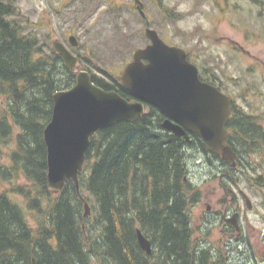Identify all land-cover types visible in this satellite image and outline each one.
Returning a JSON list of instances; mask_svg holds the SVG:
<instances>
[{"label": "trees", "instance_id": "16d2710c", "mask_svg": "<svg viewBox=\"0 0 264 264\" xmlns=\"http://www.w3.org/2000/svg\"><path fill=\"white\" fill-rule=\"evenodd\" d=\"M14 15V5L0 0V145L13 137L15 144L9 165H0V181L8 184L0 190V264H31L32 259L35 264H217L192 239L188 206L198 196L186 178L187 143L161 128L164 117L154 107L91 139L79 177L92 205L91 219L84 216L72 183L56 194L47 188L43 130L52 96L71 88L76 76ZM111 78L113 88L91 75L98 87L131 98L118 78ZM200 78L219 87L213 78ZM226 127L235 168L207 152L199 139L192 141L220 162L221 180L226 176L232 182L242 173L240 158L264 157V129L233 102ZM257 178L253 184L264 187V177ZM10 194L21 197L25 209ZM137 230L149 240L150 255L140 249Z\"/></svg>", "mask_w": 264, "mask_h": 264}, {"label": "rangeland", "instance_id": "374dc122", "mask_svg": "<svg viewBox=\"0 0 264 264\" xmlns=\"http://www.w3.org/2000/svg\"><path fill=\"white\" fill-rule=\"evenodd\" d=\"M3 1L14 5L17 13L14 19L36 34L41 47L46 49L51 40L62 41L76 34L85 49H99L104 57L110 58L80 61L75 74L86 71L106 81L111 77L119 80L134 49L147 43L144 21L127 0H105V7L96 13L88 12L76 0ZM141 2L148 26L165 43L181 47L203 78H213L232 102L255 116L264 129V70L258 62L259 58L264 62V0ZM3 103L0 98V105ZM14 147V137L6 145H0L1 167L9 165V154ZM186 149V178L198 196L188 206L194 243L208 249L217 264H264V187L253 184L258 176L264 177V157L254 153L240 158L242 173H235L234 181L229 182L225 178L221 180L224 168L210 154L191 145ZM19 183L25 184L23 178ZM7 189L8 184L0 181V190ZM82 190L79 189V195L86 201L88 195ZM239 191L251 201L252 209L246 207ZM10 196L25 209L21 197ZM228 204L233 208L239 204L240 211L245 212L242 225L249 240L247 245L237 243L235 237L231 239L229 232H222L218 217L212 219L215 211ZM91 207L88 204V219L92 217ZM29 222L33 223L30 219Z\"/></svg>", "mask_w": 264, "mask_h": 264}, {"label": "water", "instance_id": "95a60500", "mask_svg": "<svg viewBox=\"0 0 264 264\" xmlns=\"http://www.w3.org/2000/svg\"><path fill=\"white\" fill-rule=\"evenodd\" d=\"M139 12L145 16L142 10ZM144 35L150 44L134 52L119 77L132 100L96 86L86 71L76 73L71 88L52 96L51 118L43 130L47 188L57 193L71 182L83 202L84 216L88 215V204L79 195V175L91 138L117 123L135 122L145 114V106L165 116L161 124L164 131L185 143L190 141L187 132L196 134L209 153L232 167L236 165V155L226 144L231 99L199 79L196 66L187 60L182 48L165 44L153 29L146 28ZM51 45L65 67L74 70L76 57L57 41ZM246 203L250 207L247 197ZM136 236L140 249L150 255L149 240L140 230Z\"/></svg>", "mask_w": 264, "mask_h": 264}, {"label": "flooded vegetation", "instance_id": "af4514ba", "mask_svg": "<svg viewBox=\"0 0 264 264\" xmlns=\"http://www.w3.org/2000/svg\"><path fill=\"white\" fill-rule=\"evenodd\" d=\"M127 1H129L130 4L134 7V9L136 10V13L139 16V19L144 21V26H145L144 32H145L146 28H151L148 26V21L146 20V15L143 11L144 5L141 2V0H127ZM105 2H106L105 0H76L75 1V3H77L79 6L85 8V9H89L87 11L91 12V13H96V12L100 11L101 8L105 7L104 6ZM107 3H108V1H107ZM107 3H106V8H105L106 10H108ZM86 5H88V6L85 7ZM139 9L142 10V12L144 13V15H145L144 17L141 16ZM16 14L17 13H15L14 16H16ZM18 22L20 23V21H18ZM151 29H153V28H151ZM144 32H143V35H144ZM158 36H159V34H158ZM70 37H73L72 41L70 40ZM144 38L147 41L146 45L144 47L134 49L130 61H132L134 52L136 50L144 49L146 46H148L150 44L149 40L145 37V35H144ZM52 41H57V42L61 43L72 56L76 57L77 63H79L80 61L96 62L99 60L110 59V58L104 57V54L100 53L101 51L99 49H94L93 51H89V50L85 49L84 45H80L79 37L76 34H70L67 36V39H62V41L59 39L51 40L50 44L46 45V46L51 47V50L56 54V56L58 58H59L58 54L52 48V45H51ZM97 51H99V53H97ZM113 55H112L111 59H113ZM119 56H122V54H120ZM59 60H61V59L59 58ZM122 60H127V58H122ZM258 62L260 63V66L264 70V62L260 58L258 59ZM95 66L97 67V64ZM102 83L108 87L113 88V82H111V80L106 81L105 79H103ZM219 90L221 92H223V90L220 87H219ZM107 91H113V90H107ZM113 92H116V91H113ZM121 97H123V96H121ZM130 97H131V95H130ZM123 98H125V97H123ZM125 99L132 100L133 98L131 97V98H125ZM163 117L165 119L164 115H163ZM187 134L189 135V139H190L189 143H187V146L191 145V146H193V147L195 146V148H197V142L192 141V140L195 138L199 139L198 136L196 134L191 133V132H187ZM204 154H206V153H204ZM236 166H237V162H236ZM215 169H217L216 166H215ZM225 179L229 181V179L226 178V176H225ZM239 193H240L241 197L244 199L246 207L249 210L252 209L251 201L249 203L250 207H248L247 203H246V198H245L246 195L243 194L241 191ZM221 211H222V213H221ZM233 215H236L235 219H232ZM243 216L245 217V212L240 211L239 204L235 208H233L231 205L228 204L227 206H223L222 209H218L217 211H215V216L212 219H216L218 217L222 221V225H223L222 232H229L231 239H232V237H235L237 243L239 242L242 245H247L249 243V240L247 239V237H245V231H244V227L242 225V217Z\"/></svg>", "mask_w": 264, "mask_h": 264}, {"label": "bare ground", "instance_id": "6f19581e", "mask_svg": "<svg viewBox=\"0 0 264 264\" xmlns=\"http://www.w3.org/2000/svg\"><path fill=\"white\" fill-rule=\"evenodd\" d=\"M212 159V158H211ZM242 242V241H241ZM204 248V247H203ZM31 264H32V260H31Z\"/></svg>", "mask_w": 264, "mask_h": 264}]
</instances>
